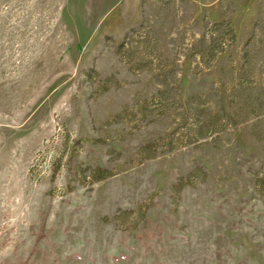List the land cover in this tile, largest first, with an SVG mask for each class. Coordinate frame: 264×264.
<instances>
[{
	"label": "rangeland",
	"instance_id": "obj_1",
	"mask_svg": "<svg viewBox=\"0 0 264 264\" xmlns=\"http://www.w3.org/2000/svg\"><path fill=\"white\" fill-rule=\"evenodd\" d=\"M0 264H264V0H0Z\"/></svg>",
	"mask_w": 264,
	"mask_h": 264
}]
</instances>
